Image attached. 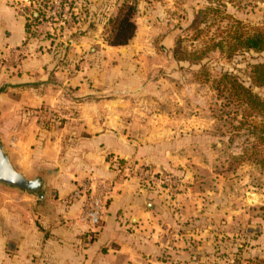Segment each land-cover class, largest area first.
<instances>
[{"label": "rangeland", "instance_id": "374dc122", "mask_svg": "<svg viewBox=\"0 0 264 264\" xmlns=\"http://www.w3.org/2000/svg\"><path fill=\"white\" fill-rule=\"evenodd\" d=\"M13 1L25 5L29 33L40 48L59 50L61 63L75 70H95L102 96L112 92L100 89L105 79L118 73L126 80L120 124H125L128 145L141 146L144 158L106 154L116 179L86 178L75 183L76 190L105 186L109 193L115 180L131 181L141 190L143 207L156 218L164 264H264L251 251V240L264 221V167L245 159L255 135L237 128L240 115L233 106L222 109L224 100L211 82L231 73L250 85V66L264 63V51L227 58L213 44L231 20L250 29L264 28V0H138L135 36L114 52H108L103 34L124 0ZM208 6H217L218 13L197 23ZM34 12L38 20H32ZM80 41L87 43L85 50L75 54ZM254 91L264 99V88ZM14 96L17 92L0 97V137L19 170L28 176L44 171L48 177L43 201L0 186V235L8 239L14 232L11 240H20L45 232L48 219L42 213L60 204L51 181L56 175L47 163L54 158L38 162L40 142L45 138L52 144L60 138L71 143L72 132L84 119L74 118L75 108L68 106L58 110L68 112L70 119L43 107L15 106ZM62 217L61 212L52 222L65 225L69 220ZM23 256L27 264H41L37 254Z\"/></svg>", "mask_w": 264, "mask_h": 264}, {"label": "crops", "instance_id": "0c3cea01", "mask_svg": "<svg viewBox=\"0 0 264 264\" xmlns=\"http://www.w3.org/2000/svg\"><path fill=\"white\" fill-rule=\"evenodd\" d=\"M24 6L13 0H0V60H6L4 67L0 65V97L17 92L12 105L43 107L47 112H58L69 119L68 112L58 109L72 107L76 112L74 118L84 121L72 132L75 137L71 143L63 144L60 138L52 144L45 138L40 142L38 162L54 158L47 163L56 175L51 181L58 188L55 202L60 204L55 205L53 211L42 213L48 219L42 227L45 232L38 231L36 236L20 240H11L14 232L10 239L1 234L0 264H27L23 253L37 254L36 260L41 264H164L159 260L161 242L156 218L151 210L143 207L139 197L141 190L131 181L112 183L108 204L97 227L81 220V200L65 204L76 190V182L86 178L116 179L109 169L106 154L119 158L136 154L144 158L145 153L139 150V145H128L124 137L125 124H120L125 114L122 110L120 115L119 110L126 101L124 76L116 73L114 79H105L100 89L111 88L112 92L102 96L96 86L100 79L94 69L82 72L75 70L72 64H62L59 50L53 47L46 51L40 48L39 40L31 38L29 15ZM86 44L84 41L76 43L73 52H83ZM120 48L107 46L108 52ZM117 71L120 72V68ZM115 106H118L117 112ZM94 118L99 119L98 124L89 123ZM61 212L62 218L69 220L65 225L52 222ZM10 244L15 248L7 253L5 249ZM251 246L253 254L264 260V221L257 228Z\"/></svg>", "mask_w": 264, "mask_h": 264}, {"label": "trees", "instance_id": "16d2710c", "mask_svg": "<svg viewBox=\"0 0 264 264\" xmlns=\"http://www.w3.org/2000/svg\"><path fill=\"white\" fill-rule=\"evenodd\" d=\"M137 12L138 0H124L121 3L116 14L108 20L103 34L104 42L108 46H125L133 39L136 32ZM212 13L214 15L218 13L217 6L206 7L201 12L202 19H199L197 23H204ZM226 18L230 17L226 16ZM196 20L193 23H196ZM213 46L219 48L227 58L239 52H263L264 28L250 29L239 21L231 20V23L224 28L220 41ZM249 78V86L231 73H222L219 78L211 82L217 95L224 100L222 109L233 106L235 114L240 115L241 121L238 122L237 128L245 127L246 130L251 131L252 135H255L250 152L246 151L245 159L253 158L258 165L264 167V99L254 91V88H264V63L251 65ZM205 81L210 82L208 77ZM223 113L229 114L226 111Z\"/></svg>", "mask_w": 264, "mask_h": 264}, {"label": "water", "instance_id": "95a60500", "mask_svg": "<svg viewBox=\"0 0 264 264\" xmlns=\"http://www.w3.org/2000/svg\"><path fill=\"white\" fill-rule=\"evenodd\" d=\"M47 180L48 177L44 171L28 176L24 171L19 170L0 137V186L43 201L47 198ZM12 247L13 244H10L11 249Z\"/></svg>", "mask_w": 264, "mask_h": 264}, {"label": "built area", "instance_id": "2783aa9c", "mask_svg": "<svg viewBox=\"0 0 264 264\" xmlns=\"http://www.w3.org/2000/svg\"><path fill=\"white\" fill-rule=\"evenodd\" d=\"M34 17L39 19L38 13H35ZM34 17L32 16V20L35 19ZM5 64L6 60L2 58L0 60L1 67H4ZM108 199L109 193L107 187L105 186H100L96 189H93L92 187H90V189H86L85 186H81L80 189L71 193L70 197L65 200V204L81 200V220L92 227H97L101 222Z\"/></svg>", "mask_w": 264, "mask_h": 264}]
</instances>
